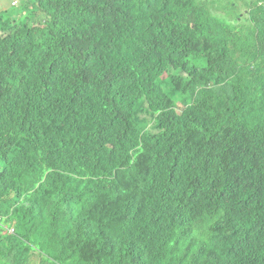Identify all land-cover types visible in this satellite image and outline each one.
I'll use <instances>...</instances> for the list:
<instances>
[{"label": "trees", "instance_id": "trees-1", "mask_svg": "<svg viewBox=\"0 0 264 264\" xmlns=\"http://www.w3.org/2000/svg\"><path fill=\"white\" fill-rule=\"evenodd\" d=\"M240 5L0 12V264H264V0Z\"/></svg>", "mask_w": 264, "mask_h": 264}, {"label": "rangeland", "instance_id": "rangeland-1", "mask_svg": "<svg viewBox=\"0 0 264 264\" xmlns=\"http://www.w3.org/2000/svg\"><path fill=\"white\" fill-rule=\"evenodd\" d=\"M242 0H224V12L225 15L227 14L226 11H233L234 13H238L241 14L242 17L248 18V14H246V11H244L243 6L240 5V2ZM250 1V0H248ZM25 3V0H18V2H16V0H0V12L4 11V10H9L10 12L12 10H15L17 8H19L20 6H22ZM217 11V10H216ZM227 22L230 25H234V22L231 20H227ZM167 93H170V88H165ZM147 117V116H145ZM10 228L13 227V223H9ZM4 229L7 228V226L4 224ZM13 231V229H12ZM42 256L38 257L37 255L34 256L33 260L36 264H43V262H41L40 260H42Z\"/></svg>", "mask_w": 264, "mask_h": 264}, {"label": "clouds", "instance_id": "clouds-1", "mask_svg": "<svg viewBox=\"0 0 264 264\" xmlns=\"http://www.w3.org/2000/svg\"><path fill=\"white\" fill-rule=\"evenodd\" d=\"M16 2H18V0H16ZM246 14H248V12H246ZM0 221H1V218H0ZM1 223H2V221L0 222V226H1ZM8 228V227H7ZM13 229V228H12ZM13 231H14V229H13ZM12 231V232H13Z\"/></svg>", "mask_w": 264, "mask_h": 264}, {"label": "built area", "instance_id": "built-area-1", "mask_svg": "<svg viewBox=\"0 0 264 264\" xmlns=\"http://www.w3.org/2000/svg\"><path fill=\"white\" fill-rule=\"evenodd\" d=\"M1 222V221H0Z\"/></svg>", "mask_w": 264, "mask_h": 264}]
</instances>
